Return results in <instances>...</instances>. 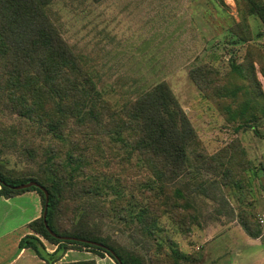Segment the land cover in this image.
<instances>
[{
    "label": "trees",
    "instance_id": "16d2710c",
    "mask_svg": "<svg viewBox=\"0 0 264 264\" xmlns=\"http://www.w3.org/2000/svg\"><path fill=\"white\" fill-rule=\"evenodd\" d=\"M52 1L0 0V152L20 139V151L37 163L32 170L8 172L0 158V195L35 190L42 204L41 214L27 222L32 232L20 237L18 247L33 250L42 264H97L94 258L61 261L72 243L104 251L117 264L188 262L193 255L176 247L169 251L156 240L160 217L168 215L188 233L191 223H199V196L217 200L221 206L227 203L223 187L237 184L236 174L250 167L246 150L235 137L209 152L164 80L115 105L53 22L48 12ZM248 3L250 12L264 24V1ZM234 32L247 39L239 22ZM256 51L249 44L243 62L231 64V82L223 80L210 63L189 69L193 82L226 121H239L236 130L253 126L264 114V92L254 64L264 75V56ZM21 125L25 131L47 135L52 143L39 147L19 137ZM115 144L126 152L120 159L105 157L106 151H115ZM131 157L144 170L140 178L115 168L119 160ZM29 180L48 191L47 226L44 190L37 185L14 187ZM239 210L244 230L260 236L255 213ZM104 216L131 221L135 241L145 254L124 249L103 235L99 219ZM43 239L55 247L48 250Z\"/></svg>",
    "mask_w": 264,
    "mask_h": 264
},
{
    "label": "rangeland",
    "instance_id": "374dc122",
    "mask_svg": "<svg viewBox=\"0 0 264 264\" xmlns=\"http://www.w3.org/2000/svg\"><path fill=\"white\" fill-rule=\"evenodd\" d=\"M48 12L97 87L115 105L164 80L209 152L229 144L235 137L247 152L250 167L236 174L237 184L223 187L227 203L221 206L217 200L199 196V223H191L190 231L184 233L165 214L159 219L156 240L169 251L176 247L185 255L194 256L184 264H264V222L260 221V216H264V114L253 121V126L236 130L239 121L227 122L189 75L192 66L210 63L223 80L231 82V64L243 62L249 44L264 56V24L250 12L248 0H53ZM238 22L247 34L246 40L234 32ZM254 64L264 92V75L259 64ZM12 122L18 125L14 120L8 121ZM20 130L19 137L29 138L39 147L52 143L47 135L25 131L24 125ZM20 148L19 139L0 152L8 172L37 168L36 161ZM113 148L115 151H106L105 157L120 159L126 152L119 144ZM134 161V157L119 160L115 168L130 178H140L144 170ZM19 196L22 197L9 200L0 196V234L11 230L0 237V248L11 253L16 251L17 236L26 229L22 224L34 212L31 195ZM38 197L40 215L42 204L39 194ZM21 204L27 209H22ZM240 208L255 213L262 229L260 236H250L244 230L237 217ZM99 220L103 235H109L124 249L145 254L135 241L131 221L108 216ZM43 240L48 250L55 247ZM72 244L63 254L64 260L94 258L99 264H117L104 251L94 252Z\"/></svg>",
    "mask_w": 264,
    "mask_h": 264
},
{
    "label": "crops",
    "instance_id": "0c3cea01",
    "mask_svg": "<svg viewBox=\"0 0 264 264\" xmlns=\"http://www.w3.org/2000/svg\"><path fill=\"white\" fill-rule=\"evenodd\" d=\"M21 193H28L31 195V197L33 198V208H34V212L32 213V215H30V217L26 218L24 223L22 224L24 227H26V229H23V231L17 236L15 244H16V251H14L13 253L11 252H6L5 251V247L0 248V264H42L43 260L41 258H39L37 256V254H35L34 252H32L30 250V248H19L18 247V241L20 239V237L22 235H24L25 233L28 232H32L31 229L27 226V222L29 220H31L32 218L36 217L39 215L38 212V201H39V197L38 194L35 190H27ZM20 193L10 196V197H5V199L9 200V199H16L18 197H22L19 196ZM3 196V195H0ZM22 207V209H27V206L24 204L20 205ZM11 230H4L2 232V234H0V237L3 235H6L7 233H9ZM66 253V252H65ZM64 255L61 256L60 260L64 261L63 259ZM67 260V259H65ZM97 264H99V262L97 261Z\"/></svg>",
    "mask_w": 264,
    "mask_h": 264
},
{
    "label": "water",
    "instance_id": "95a60500",
    "mask_svg": "<svg viewBox=\"0 0 264 264\" xmlns=\"http://www.w3.org/2000/svg\"><path fill=\"white\" fill-rule=\"evenodd\" d=\"M30 185H37V186H39L41 189L44 190V193H45V206H44V210H43V217H44V222H45V224H46V226H47V222H46V220H45V216H46V212H47V203H48V191H47V189H46L44 186L40 185V184H39L37 181H35V180H29V181H26V182L20 183V184H18V185H15L14 187H17V188H24V187H28V186H30ZM64 237H66V236H64Z\"/></svg>",
    "mask_w": 264,
    "mask_h": 264
},
{
    "label": "built area",
    "instance_id": "2783aa9c",
    "mask_svg": "<svg viewBox=\"0 0 264 264\" xmlns=\"http://www.w3.org/2000/svg\"><path fill=\"white\" fill-rule=\"evenodd\" d=\"M260 221L264 222V216H260Z\"/></svg>",
    "mask_w": 264,
    "mask_h": 264
}]
</instances>
